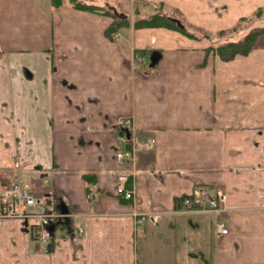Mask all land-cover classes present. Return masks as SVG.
Returning a JSON list of instances; mask_svg holds the SVG:
<instances>
[{
	"label": "crops",
	"instance_id": "obj_1",
	"mask_svg": "<svg viewBox=\"0 0 264 264\" xmlns=\"http://www.w3.org/2000/svg\"><path fill=\"white\" fill-rule=\"evenodd\" d=\"M85 1L160 11L195 36L132 20L112 38L109 14L0 0V190L19 170L39 199L29 210H70L50 251L21 218L0 220V264H264V33L230 60L211 50L264 0ZM132 143L136 160L120 163ZM218 192L226 210H180Z\"/></svg>",
	"mask_w": 264,
	"mask_h": 264
},
{
	"label": "built area",
	"instance_id": "obj_2",
	"mask_svg": "<svg viewBox=\"0 0 264 264\" xmlns=\"http://www.w3.org/2000/svg\"><path fill=\"white\" fill-rule=\"evenodd\" d=\"M130 123V118H125L122 121V126L125 131H130ZM152 142L153 140H151L149 143H146L145 145L150 147ZM137 149L138 147L136 144L132 143L131 148L118 150L116 152V159L120 163L134 162L136 160ZM127 179L128 178L126 174L119 176L120 183L117 187L116 193L119 196L130 199L132 198L134 192L126 188L125 184ZM38 201V197L24 184L21 177V171L15 170L12 175L11 187L4 192V197L2 198L3 211L1 215L7 218L17 217L24 221H28L30 224V230L34 234L37 241L42 244L46 250H48L53 243L58 228L66 221V215L54 210L34 212L28 209L30 207L37 206ZM180 210L184 212L195 210H226L225 194L218 192V204L214 207H209L205 204V198L201 193L185 196L182 200V206ZM79 230L80 231L78 232H82V229ZM217 230L220 234H225L228 232V228H226L225 223L223 222H219L217 224ZM75 231L73 232L75 233Z\"/></svg>",
	"mask_w": 264,
	"mask_h": 264
},
{
	"label": "trees",
	"instance_id": "obj_3",
	"mask_svg": "<svg viewBox=\"0 0 264 264\" xmlns=\"http://www.w3.org/2000/svg\"><path fill=\"white\" fill-rule=\"evenodd\" d=\"M63 1L64 0H53L54 4L56 5L62 3ZM67 1L79 9L96 11V12L109 14L113 16L115 18V21L108 29V35L112 38L114 37L115 33L118 32L119 29L130 26V19L128 17L124 18V16H119L117 14L118 11L112 8L111 6L93 5V4L87 3L85 0H67ZM140 12L141 10L137 6L135 8V13L137 17L134 21V26L136 27L163 26V27L178 29L190 36H195V34L187 31L185 28H182L178 24L177 20H180V19L171 17L160 11H157L155 13L153 12L152 14L146 15V16H142ZM263 14H264V8H259L253 16L243 17L242 19H240L237 25H239L240 23L244 21H250L251 19L254 20L255 18L264 20ZM180 22L182 23L181 20ZM237 25L234 27L236 28ZM222 32L223 30L220 31V33ZM262 33H264V25L251 29V31L245 37L241 38L238 41L237 40L228 41L218 46H212L211 50L214 51V53L218 54L224 60H230V59H233L236 55L248 54L251 48L253 47L257 37Z\"/></svg>",
	"mask_w": 264,
	"mask_h": 264
},
{
	"label": "rangeland",
	"instance_id": "obj_4",
	"mask_svg": "<svg viewBox=\"0 0 264 264\" xmlns=\"http://www.w3.org/2000/svg\"><path fill=\"white\" fill-rule=\"evenodd\" d=\"M149 13H151V12H149ZM140 14L142 15L141 12H140ZM263 16H264V14H263ZM125 17L130 18V21H132V20L135 21L137 16H136V13L133 12L131 14V16L127 15ZM251 20H253V19H251ZM250 21H244V22L240 23L239 25H237L236 28L232 27L230 29L223 30L222 33H220V32L216 33L214 36V38L216 39L215 46L221 45V44L226 43L228 41H233L235 39L238 41L241 38L245 37L251 31V29L256 28V27H260L264 23V20L259 19V18H255L253 21H251V22ZM198 33H201V32L198 31ZM0 208H1V202H0ZM58 231L59 230H57V234H58ZM43 250H45V248L43 247V249H42V247H41V251H43Z\"/></svg>",
	"mask_w": 264,
	"mask_h": 264
},
{
	"label": "water",
	"instance_id": "obj_5",
	"mask_svg": "<svg viewBox=\"0 0 264 264\" xmlns=\"http://www.w3.org/2000/svg\"><path fill=\"white\" fill-rule=\"evenodd\" d=\"M177 22H178V24L182 27V28H184V25L180 22V20H177ZM161 59V53H160V51H158V50H154L151 54H150V66L151 67H154L158 62H159V60ZM127 132H129V131H127ZM57 208L60 210V212L62 213V214H65L66 215V218H67V220H68V218H69V213H70V210H69V208H68V206H67V204H66V202L65 201H60L59 203H58V206H57ZM24 224L27 226L28 225V221H25L24 222ZM69 224L70 223H68V222H64L63 223V226L65 225H67V227L69 228ZM53 228V227H52Z\"/></svg>",
	"mask_w": 264,
	"mask_h": 264
},
{
	"label": "flooded vegetation",
	"instance_id": "obj_6",
	"mask_svg": "<svg viewBox=\"0 0 264 264\" xmlns=\"http://www.w3.org/2000/svg\"><path fill=\"white\" fill-rule=\"evenodd\" d=\"M128 130H124L123 129V126L121 127V134H125L127 137H130L131 138V132L129 131V132H127ZM131 148V147H130ZM7 189H5L4 191H2L1 192V190H0V202H1V212H0V220H2V219H7V217H4V216H2L1 215V213H2V198L4 197V192L6 191ZM217 202H218V199H217ZM33 234V233H32ZM33 236H34V234H33ZM34 238H35V236H34ZM36 239V238H35ZM37 240V239H36ZM51 250V247L48 249V250H46V251H50Z\"/></svg>",
	"mask_w": 264,
	"mask_h": 264
}]
</instances>
